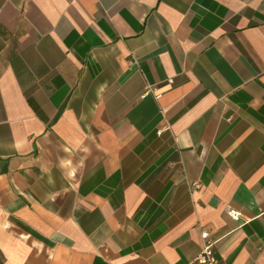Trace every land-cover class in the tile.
Instances as JSON below:
<instances>
[{"label":"crops","instance_id":"obj_1","mask_svg":"<svg viewBox=\"0 0 264 264\" xmlns=\"http://www.w3.org/2000/svg\"><path fill=\"white\" fill-rule=\"evenodd\" d=\"M205 233L264 264V0H0V264H200Z\"/></svg>","mask_w":264,"mask_h":264},{"label":"built area","instance_id":"obj_2","mask_svg":"<svg viewBox=\"0 0 264 264\" xmlns=\"http://www.w3.org/2000/svg\"><path fill=\"white\" fill-rule=\"evenodd\" d=\"M151 91H152V88H149L145 92V94H143V97L148 95ZM158 134H161V132ZM234 217L238 218L237 214H235ZM203 238L206 240V244L202 252L200 253V255L197 257V262H199L200 264H223L216 257L215 252L213 250V243L208 241V234L207 233L203 234Z\"/></svg>","mask_w":264,"mask_h":264}]
</instances>
